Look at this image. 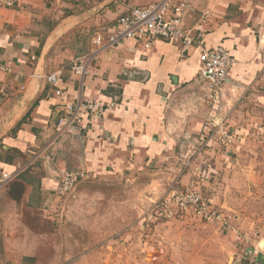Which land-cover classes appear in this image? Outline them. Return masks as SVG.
I'll list each match as a JSON object with an SVG mask.
<instances>
[{
  "label": "crops",
  "instance_id": "0c3cea01",
  "mask_svg": "<svg viewBox=\"0 0 264 264\" xmlns=\"http://www.w3.org/2000/svg\"><path fill=\"white\" fill-rule=\"evenodd\" d=\"M154 1L16 0L0 8V60L13 67L0 72V175H15L0 187V264H122L116 233L130 207L141 205L139 193L158 195L165 185L191 179L187 154L180 153L197 144L204 120L218 112L198 80L202 46L186 50L158 39L145 48L128 38L97 48L84 78L71 70L76 57L95 49L98 33L115 32L131 7ZM190 1L186 25L209 12L204 46L222 45L236 58L224 87L226 106L242 113L244 131L264 127V114L250 113H264V0ZM53 74L56 82L49 80ZM57 89L66 101L80 96L117 104L93 125L84 118L82 126L60 132ZM242 136L249 150L239 142L204 150L199 168L206 178L233 174L249 188L256 173L251 137ZM65 170L94 177L62 199L56 190Z\"/></svg>",
  "mask_w": 264,
  "mask_h": 264
},
{
  "label": "rangeland",
  "instance_id": "374dc122",
  "mask_svg": "<svg viewBox=\"0 0 264 264\" xmlns=\"http://www.w3.org/2000/svg\"><path fill=\"white\" fill-rule=\"evenodd\" d=\"M225 100L226 88H223L217 103L218 112L213 116L224 118L225 125L235 134L236 140L230 145L239 142L241 148H248V144L243 143L242 135L248 133L251 137L249 163L256 173L251 180L252 186L245 188L233 174L217 176L218 173L214 172L218 178L214 176L212 179L211 175L206 178V168L199 167L203 165L201 160L204 161V150L208 146L193 143V147H188L187 144V149L180 156L187 154L191 179L165 185L158 195L150 191L139 193L141 205L130 207L132 212L128 213V221L116 233L120 241L122 264H256L264 260V177L258 178L260 171L264 176V127L254 124L245 126L244 131L239 121L242 113L236 112L232 104L227 107ZM237 110H241L239 106ZM235 112L233 124L231 117ZM250 113L253 116L264 114L259 111ZM214 145L222 148L230 146L219 141L210 142L209 146ZM235 155L232 153L231 157ZM194 170L198 179L193 174ZM224 178L230 181H224ZM173 187L180 191L192 188L201 193L209 202V209L216 212V217L207 219L203 214H198L194 206L182 211L172 203L170 207L179 211L172 217H166L161 202ZM170 196L168 201L175 202L176 195Z\"/></svg>",
  "mask_w": 264,
  "mask_h": 264
},
{
  "label": "built area",
  "instance_id": "2783aa9c",
  "mask_svg": "<svg viewBox=\"0 0 264 264\" xmlns=\"http://www.w3.org/2000/svg\"><path fill=\"white\" fill-rule=\"evenodd\" d=\"M16 0H0V8L15 5ZM190 0H157L146 5L133 6L129 11L121 15L118 19V29L104 36L98 33L92 43L95 49L89 54L76 57L71 64L72 72L79 78H84L88 74L93 61L98 59V49L112 47L123 39H136L143 43L145 48H151L158 39L180 43L184 49L195 46H202L200 60L202 69L199 81L207 85L210 90L212 102L217 104L222 96L225 84L229 80V74L236 63V58L232 56L226 48L218 45L213 48L204 46L206 33L205 23L208 20L209 12L204 11L196 22L188 26L185 23V16L190 10ZM12 62L0 60V72H11ZM49 80L56 82V74L50 75ZM56 94L62 99L60 103L62 114L57 123V130H73L78 125L82 126L83 119L93 125L98 122L106 111L117 104V100L104 101L102 99L82 100L77 96L75 101H66L64 92L56 90ZM4 100L0 97V105ZM236 140L235 134L225 125L224 118L219 116H209L205 119L197 143L209 146L210 142L219 141L228 146ZM15 175L2 172L0 175V187L10 181ZM94 176L86 170H65L61 172L57 194L64 199L74 192L83 180H90ZM170 195H176L175 202L168 201ZM170 203L177 204L182 211H186L189 206H194L198 214L211 219L216 217V212L209 209V202L205 200L201 193L186 188L179 190L173 187L165 195L161 202L166 217H172L179 210H173ZM158 204V203H157Z\"/></svg>",
  "mask_w": 264,
  "mask_h": 264
}]
</instances>
